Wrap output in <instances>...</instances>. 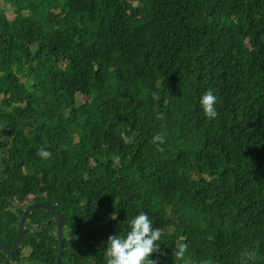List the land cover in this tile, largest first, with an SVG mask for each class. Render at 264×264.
Wrapping results in <instances>:
<instances>
[{
  "label": "trees",
  "instance_id": "trees-1",
  "mask_svg": "<svg viewBox=\"0 0 264 264\" xmlns=\"http://www.w3.org/2000/svg\"><path fill=\"white\" fill-rule=\"evenodd\" d=\"M42 202L62 215L60 264H106L141 212L163 233L158 264H240L245 248L264 264V0H0L5 247ZM56 223L33 210L0 264H54Z\"/></svg>",
  "mask_w": 264,
  "mask_h": 264
},
{
  "label": "clouds",
  "instance_id": "clouds-1",
  "mask_svg": "<svg viewBox=\"0 0 264 264\" xmlns=\"http://www.w3.org/2000/svg\"><path fill=\"white\" fill-rule=\"evenodd\" d=\"M152 99L159 101L161 96L153 92ZM217 101L218 98L211 89L200 98V105L207 118L215 119L218 116ZM156 119L164 120L165 114L162 112L157 113ZM152 139L154 143H165V136L162 133H157ZM37 155L46 160L51 157L52 153L46 150L45 147H41ZM112 218L115 219L116 217L112 216ZM153 223L154 221L149 215L141 212L129 221V231L126 235L119 233L110 235L107 238L105 247L106 264H158L151 257L154 253L161 252L160 241L163 233L160 228H154ZM188 250L189 244L186 239L179 240L173 250L175 260L185 261ZM257 255L255 249H243L240 253V264H255ZM204 264H213V262L209 260L205 261Z\"/></svg>",
  "mask_w": 264,
  "mask_h": 264
},
{
  "label": "water",
  "instance_id": "water-1",
  "mask_svg": "<svg viewBox=\"0 0 264 264\" xmlns=\"http://www.w3.org/2000/svg\"><path fill=\"white\" fill-rule=\"evenodd\" d=\"M36 209H44L49 211L50 213H52L56 220V231H57V238H58V247H57V258L54 264H60L61 262V258L63 256L64 253V245H63V229H64V224H63V219H62V215L56 211V209L48 203H37V204H32L26 207L23 216L19 222V228H18V232L15 236L14 239V243L11 249H8L7 247L4 246V244L0 241V250L2 252H4L5 254H8L10 256L14 255L20 248V242H21V238H22V234L23 231L25 229L26 226V220L28 215Z\"/></svg>",
  "mask_w": 264,
  "mask_h": 264
},
{
  "label": "rangeland",
  "instance_id": "rangeland-1",
  "mask_svg": "<svg viewBox=\"0 0 264 264\" xmlns=\"http://www.w3.org/2000/svg\"><path fill=\"white\" fill-rule=\"evenodd\" d=\"M2 6H3L4 10L6 11L7 16L10 19H13L15 15H14L12 7L10 5L4 4V3L2 4ZM86 101H87V97H79L78 98L79 105L85 103ZM31 200H33V196L27 195V202H30ZM30 253H31L30 249L21 250V255L24 256V258L28 257L30 255ZM11 264H21V263L16 262V261H12ZM23 264H30V262L27 259V261L23 262ZM31 264H36V263H31Z\"/></svg>",
  "mask_w": 264,
  "mask_h": 264
}]
</instances>
